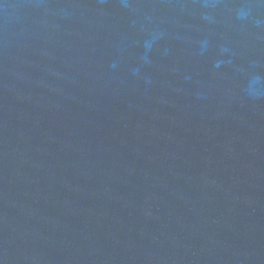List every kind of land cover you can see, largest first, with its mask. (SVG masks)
Here are the masks:
<instances>
[{
  "label": "water",
  "instance_id": "95a60500",
  "mask_svg": "<svg viewBox=\"0 0 264 264\" xmlns=\"http://www.w3.org/2000/svg\"><path fill=\"white\" fill-rule=\"evenodd\" d=\"M0 264H264V0H0Z\"/></svg>",
  "mask_w": 264,
  "mask_h": 264
}]
</instances>
